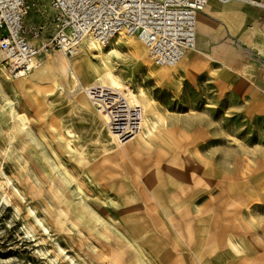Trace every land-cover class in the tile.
<instances>
[{
  "label": "rangeland",
  "instance_id": "obj_1",
  "mask_svg": "<svg viewBox=\"0 0 264 264\" xmlns=\"http://www.w3.org/2000/svg\"><path fill=\"white\" fill-rule=\"evenodd\" d=\"M197 39L175 69L136 37L104 55L42 54L24 81L0 55V264H264V78L241 57L259 52ZM68 62L145 94L155 131L119 146L95 106L76 107L73 79L34 81ZM94 81L80 82L88 102Z\"/></svg>",
  "mask_w": 264,
  "mask_h": 264
},
{
  "label": "built area",
  "instance_id": "obj_2",
  "mask_svg": "<svg viewBox=\"0 0 264 264\" xmlns=\"http://www.w3.org/2000/svg\"><path fill=\"white\" fill-rule=\"evenodd\" d=\"M209 0H0V55L10 78L26 77L42 54L59 51L74 57L93 36L109 44L118 36L136 37L157 67L174 68L196 47L198 16ZM240 2L264 10V0ZM30 15L45 22L26 25ZM86 94L119 146L137 139L143 111L116 90L95 85Z\"/></svg>",
  "mask_w": 264,
  "mask_h": 264
},
{
  "label": "bare ground",
  "instance_id": "obj_3",
  "mask_svg": "<svg viewBox=\"0 0 264 264\" xmlns=\"http://www.w3.org/2000/svg\"><path fill=\"white\" fill-rule=\"evenodd\" d=\"M108 44L105 43H101L99 41H97L93 36H89L87 37L85 40L82 41V43L79 46L78 49V53L77 55H82V56H89L90 54H94V53H98L100 55H104L106 53L105 48ZM127 46V45H126ZM131 46V45H130ZM141 46V45H140ZM133 47V46H132ZM135 48V47H134ZM141 49V48H140ZM114 50V49H113ZM132 50V49H131ZM137 50V48L135 49ZM145 50V49H144ZM146 51V50H145ZM133 52V51H132ZM80 57V56H79ZM143 57V56H142ZM52 58V57H51ZM70 58V57H69ZM78 58V57H77ZM186 58V57H185ZM185 58L183 59V61L185 60ZM89 59V58H88ZM92 59V58H91ZM90 59V60H91ZM103 59V58H102ZM134 59V58H133ZM146 59V58H145ZM85 61V60H84ZM102 61V60H101ZM144 61V60H143ZM182 61V62H183ZM66 62V61H65ZM181 62V63H182ZM71 62H68L67 64H64L62 66H57V69L53 72H49V71H45L43 73H41L39 76H37L34 81H39L42 83H49L51 82L52 78L55 76L61 77L64 80L65 79H73V83L74 85L70 88V92L68 93L69 95H71L74 99H75V105L77 108L82 109L86 112L92 113L94 112V109L92 107L93 103L87 98H84L83 96H80L79 93L81 91V81H84L85 83H89L87 82L88 79H90L91 77H95V81L94 83H92V85H102L104 87L107 88H111L116 90L118 93H120L121 96H123L127 102L131 105H136L142 108L143 111V125L144 126V131L142 132L141 137H149L156 129V124H157V119L156 118H152L150 117L148 111L150 113H154L155 112V108L151 105V103H149L148 99L146 98L145 94L140 95V97H138L137 95H135L129 87H127L126 85H124L121 80L112 72H106V73H101L99 74L96 67L94 66H90V65H71ZM77 63V62H76ZM87 63V62H86ZM92 64V63H91ZM180 66V65H179ZM37 67V66H36ZM178 67V66H176ZM131 68V67H130ZM39 69V66L37 68L34 69L37 70ZM107 69V68H106ZM160 69V68H159ZM169 69H175L174 68H169ZM28 79H31V76H26ZM25 78V77H24ZM150 78V76H149ZM175 78V77H174ZM122 79V78H121ZM24 81V79H22ZM75 82L77 84H75ZM20 85V84H19ZM37 86V85H36ZM43 88V87H42ZM34 89V88H33ZM64 89V88H63ZM43 90V89H42ZM25 91V90H24ZM63 91V90H62ZM86 91V90H85ZM125 94H123V92ZM44 92V91H43ZM60 92V90H59ZM14 93V92H13ZM37 93V92H36ZM62 93V92H61ZM23 95V94H22ZM26 95V94H25ZM87 95V94H86ZM44 98V97H43ZM130 99H132V101H130ZM19 101V100H18ZM133 101H135L136 103H134ZM28 103V101H27ZM92 103V104H90ZM24 104V103H23ZM25 105V104H24ZM30 106H36L37 102H29ZM39 106V105H38ZM37 106V107H38ZM94 106V105H93ZM28 109V108H27ZM37 113V112H36ZM39 119V118H38ZM102 120H103V124L107 127L106 123H107V118L102 116ZM145 123V124H144ZM40 124V123H39ZM43 124V123H42ZM43 127V126H42ZM109 132V131H108ZM111 135V134H110ZM112 137V135H111ZM140 137V136H139ZM138 137V138H139ZM137 138V139H138ZM113 139V138H112ZM136 139V140H137ZM114 140V139H113ZM135 140V141H136ZM135 141L131 142L130 144L128 143V145H131L132 143H134ZM115 142V141H114ZM102 143L104 144V151L108 154L112 153V147H110L109 144H107V142L102 141ZM127 145V144H126ZM124 146V145H123ZM239 188V187H238ZM240 190V189H239ZM17 192V194L20 195L21 198H24L23 195L20 194L19 191H17V189L15 190ZM46 230V229H45ZM241 241V240H240Z\"/></svg>",
  "mask_w": 264,
  "mask_h": 264
},
{
  "label": "crops",
  "instance_id": "obj_4",
  "mask_svg": "<svg viewBox=\"0 0 264 264\" xmlns=\"http://www.w3.org/2000/svg\"><path fill=\"white\" fill-rule=\"evenodd\" d=\"M215 1L216 0H209L205 10L198 16L196 41H198V35L204 36V40L200 43L209 45L213 42H223L225 37L230 35L232 43H240L244 47L250 39L251 45L259 53L250 49V58L244 52L245 49H243L241 50V57L246 60H251V64L257 68L264 78V56L262 57V55H260V53H264V47L258 45V43L254 44L252 32H247L248 27H251V29H253L252 27H258V29L261 30L258 33L264 36V10L260 11L261 9H256L255 7L240 2L229 3L232 5L220 8ZM241 5L245 8H242ZM215 18H217V21H215ZM231 45L232 44H229V46ZM199 49L202 48L199 47Z\"/></svg>",
  "mask_w": 264,
  "mask_h": 264
}]
</instances>
